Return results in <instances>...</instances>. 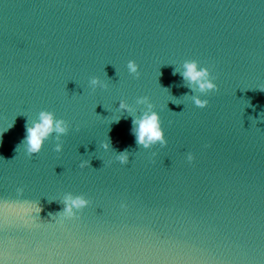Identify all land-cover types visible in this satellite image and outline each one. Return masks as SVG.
Here are the masks:
<instances>
[{"label":"water","instance_id":"obj_1","mask_svg":"<svg viewBox=\"0 0 264 264\" xmlns=\"http://www.w3.org/2000/svg\"><path fill=\"white\" fill-rule=\"evenodd\" d=\"M192 59L216 90L184 80ZM261 88L264 0H0V264H264ZM140 96L166 145H137ZM41 110L69 130L29 156ZM67 193L89 204L49 216Z\"/></svg>","mask_w":264,"mask_h":264},{"label":"clouds","instance_id":"obj_2","mask_svg":"<svg viewBox=\"0 0 264 264\" xmlns=\"http://www.w3.org/2000/svg\"><path fill=\"white\" fill-rule=\"evenodd\" d=\"M127 69L130 74L138 77L140 75L138 71V65L134 60H128ZM184 71L181 73L184 80L189 85H195L194 90H198L200 93H207L217 89V85L213 82L214 77H211L210 71L207 67L199 66L198 62L194 59L185 60L183 62ZM175 74V70H174ZM89 85L95 89L97 86L102 88L106 87V84L98 77H92L89 80ZM264 90V88H261ZM192 101L199 108H204L208 105L207 99H201L200 96H193ZM138 104H144L147 106V111L143 112L138 118L132 119V131L135 135L137 145H141L143 148L148 149L151 146L159 143L161 146L166 145L167 141L164 136V131L161 127L159 115L153 110V104L150 102L148 96H140L137 98ZM119 109L123 111H131L130 106L121 99L119 103ZM26 134L21 144L24 146L25 152L31 156L40 152L45 140L55 133V140L57 143L54 145V150L60 152L62 150L61 136L66 135L69 130V124L62 118H57L52 111L41 110L38 114V119L32 121L31 124L26 123ZM19 146V145H18ZM101 147L107 150L110 147V140L102 141ZM115 159L121 164H127L129 162L128 150L121 151L115 155ZM186 159L191 162L194 156L191 152L187 153ZM90 165V161L83 160L80 162V167L84 168ZM23 187H17V195L23 194ZM28 203V202H24ZM62 210L53 214L49 213V216H59L61 218H73L77 216L80 210L85 208L89 204V200L83 195H73L67 193L63 196ZM7 204V202H6ZM23 206V205H21ZM120 207L126 208L127 205L121 202ZM35 211L38 215L41 211L39 206L26 209V211Z\"/></svg>","mask_w":264,"mask_h":264}]
</instances>
